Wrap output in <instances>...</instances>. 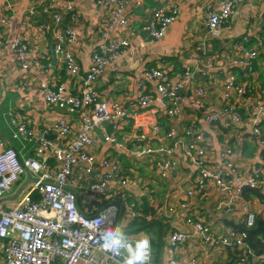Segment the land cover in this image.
Segmentation results:
<instances>
[{
	"label": "crops",
	"instance_id": "1",
	"mask_svg": "<svg viewBox=\"0 0 264 264\" xmlns=\"http://www.w3.org/2000/svg\"><path fill=\"white\" fill-rule=\"evenodd\" d=\"M136 1L140 5H136ZM218 2L131 0L126 10L127 25L119 26L94 0H13L10 11L5 10L4 0H0V20L5 19V23L0 21V139L4 146L13 147L20 160H24L33 156L40 139L54 140L51 129L60 121L68 123L71 135L79 130L78 116L47 104L39 87L46 83L52 89L60 87L65 93L78 94L89 68L91 53L102 41V32L107 31L110 38L128 39L130 46L94 82L101 101H114L131 115L138 114L142 131L150 137L153 149L169 145L165 134L170 127L184 142L192 138L187 133L200 132L206 166L217 163L220 151L227 148L232 150V162L240 173L258 172L264 179V155H261L264 136L252 135L256 123L249 114L257 101L264 100V0H237L235 14L222 26L219 36L212 37L204 20L208 9ZM172 5L178 8L176 21L163 37L153 38L148 30L152 24V12L169 10ZM68 6L78 15L74 22L68 14ZM34 11L35 15L31 16L30 12ZM52 13L61 16L59 24L52 20ZM66 27H71L77 36L76 44L70 48L79 68L77 76L64 71L61 59L54 52L55 33ZM18 35L26 37L30 48V66L26 70L16 64L10 46ZM244 36L259 49L251 74L244 73L234 64L238 58L235 45ZM2 41L6 43L2 44ZM161 61L169 73L189 70L193 86L205 91L203 96L197 97L193 88L188 86L181 93V110L175 117H169L155 105L143 111L138 107L137 84L145 71L161 67ZM230 74L250 87V93L241 98L234 97L230 102L244 120L234 125L229 115L224 114L216 123L207 124L205 117L209 113L223 111L227 106L222 91ZM147 85V89L153 88L152 83ZM258 120L257 124L264 132V117ZM132 123V120L127 121L119 131V136L127 138L126 144L131 147L137 144V132ZM156 123L160 131L155 137L150 128ZM22 125L30 133L25 138L18 134V127ZM89 151L99 157L113 153L102 143L99 132L94 133V145ZM118 156L126 172L130 173V183L125 189L127 200L136 202L140 217L131 222L121 215L116 226L128 233V239L147 236L151 240L153 264H168L170 259L182 264H188L192 259L197 264L233 262V250L204 244L196 236L189 237L183 247L170 252L167 244L170 233L189 230L184 224L186 215L208 224L219 235L233 230L226 222L243 228L247 210L257 213V221L264 219V191H260V195L247 191L232 200L230 195L209 181L202 193L188 197L186 192L198 181V168L183 157L181 149L172 156L173 172L166 177L156 169L155 155L139 160L124 153ZM27 186L28 179L23 176L9 197L0 202L1 208L10 207ZM88 200L86 197L83 202ZM182 204L186 208H182ZM79 205L81 210H86V204L80 199Z\"/></svg>",
	"mask_w": 264,
	"mask_h": 264
},
{
	"label": "built area",
	"instance_id": "2",
	"mask_svg": "<svg viewBox=\"0 0 264 264\" xmlns=\"http://www.w3.org/2000/svg\"><path fill=\"white\" fill-rule=\"evenodd\" d=\"M12 1L4 0L5 10H11ZM130 1L94 0L108 11L110 20L119 26L127 25L126 10ZM236 2L219 0L215 7L208 9L204 25L212 37L219 36L222 26L235 14ZM135 3L140 5L139 1ZM67 11L71 21H76V12L69 6ZM177 13L175 5L169 10L153 11L152 24L148 28L150 35L156 39L163 37L168 27L176 21ZM30 15H35V11ZM51 18L55 24L62 19L58 13H52ZM0 21L5 23V19ZM101 36L102 41L91 53L89 68L82 78V88L78 94L65 93L60 87L52 89L46 83H41L39 87L47 104L78 116L79 130L71 135L68 123L60 121L51 129L54 140L40 139L33 156L24 160H20L13 147H5L0 139V202L9 197L23 176L28 179L27 188L10 207L3 209L0 206V264H120L117 258L100 247L99 237L103 228L116 227L121 215L131 222L139 216L136 202L127 200L125 189L130 183V173L124 169L119 153L135 160L155 155L154 165L161 176L166 177L173 172L172 156L177 149H181L183 157L198 168V181L186 192L188 197L202 193L209 181L230 195L232 200L240 197L244 186L264 191V179L259 177L258 172L247 175L239 172L232 162L231 149L221 150L219 161L208 167L204 163L206 153L200 146L202 133H187L192 138L184 142L178 138L173 127L165 134L169 145L153 149L150 137L142 131L138 114L131 115L114 101H101L94 82L130 46L128 39L110 38L107 31H103ZM76 38L71 27L55 33L54 52L70 76L79 74L70 51L76 44ZM5 43L2 41V44ZM10 46L16 64L23 70L28 69L30 48L26 37L16 36ZM235 47L238 58L234 64L244 73L251 74L259 57V49L252 46L247 36L242 37ZM161 63V67L145 71L143 79L138 82V107L143 111L155 105L169 117H175L181 110V93L188 86L193 88L197 97L203 96L205 91L193 86V76L189 70L169 73L163 61ZM148 83H152L153 88L147 89ZM248 93L250 87L246 82L239 81L236 75H228L222 91L227 106L223 111L209 113L205 122L216 123L224 114H228L234 125L240 124L244 116L230 102L232 98H241ZM249 114L256 123L252 135L263 137L264 132L257 122L264 117V100L257 101ZM130 120L137 132V144L132 147L126 144L127 138L119 136L120 129ZM150 129L155 137L160 131L157 123L151 125ZM95 132L100 133L102 143L109 147L112 154L99 157L97 153L89 151L94 145ZM18 134L23 138L30 135L23 125L18 127ZM86 197L89 200L83 202ZM79 199L86 204V210H81ZM181 206L186 208L185 204ZM102 212L107 219L100 225L96 221ZM184 217V224L189 230L170 233L167 241L170 252L183 247L189 237L196 236L204 244L233 250L235 258L232 264H264V252L257 254L253 251L246 232L256 228V212L247 210L243 230L233 229L221 235L213 232L204 222L191 216ZM137 239L140 238L129 240ZM168 264L182 263L170 259ZM188 264L197 262L192 259Z\"/></svg>",
	"mask_w": 264,
	"mask_h": 264
},
{
	"label": "clouds",
	"instance_id": "3",
	"mask_svg": "<svg viewBox=\"0 0 264 264\" xmlns=\"http://www.w3.org/2000/svg\"><path fill=\"white\" fill-rule=\"evenodd\" d=\"M107 215L101 213L96 223L103 225ZM128 233L119 226L103 228L99 232L100 247L111 256L117 258L120 264H152V243L144 236L131 241Z\"/></svg>",
	"mask_w": 264,
	"mask_h": 264
},
{
	"label": "trees",
	"instance_id": "4",
	"mask_svg": "<svg viewBox=\"0 0 264 264\" xmlns=\"http://www.w3.org/2000/svg\"><path fill=\"white\" fill-rule=\"evenodd\" d=\"M179 71H174L172 73H176ZM261 155L262 156L264 155V150H262ZM138 215L139 216L134 221H136L140 217V209H138ZM258 224L262 228H264V219L257 221L256 227ZM248 243L255 253L257 254L263 253L264 252V230H259L258 232L250 235L248 238Z\"/></svg>",
	"mask_w": 264,
	"mask_h": 264
},
{
	"label": "water",
	"instance_id": "5",
	"mask_svg": "<svg viewBox=\"0 0 264 264\" xmlns=\"http://www.w3.org/2000/svg\"><path fill=\"white\" fill-rule=\"evenodd\" d=\"M247 191H251V192L256 193L257 195H260L259 189H257V188H251V187H247V186H244V187L241 188V193H242V195H244ZM226 224H227L228 226L232 227L233 229L243 230L242 227H240V226H237V227H236L235 225H233L232 222H226ZM259 230H264V228H262V227L258 224L256 228H254V229H252V230H248V231H246V232H247L248 237H249L250 235H252V234L258 232ZM227 264H232V263L230 262V263H227Z\"/></svg>",
	"mask_w": 264,
	"mask_h": 264
}]
</instances>
